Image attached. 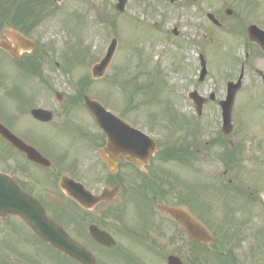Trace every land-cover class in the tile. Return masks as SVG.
I'll use <instances>...</instances> for the list:
<instances>
[{"label":"flooded vegetation","instance_id":"1","mask_svg":"<svg viewBox=\"0 0 264 264\" xmlns=\"http://www.w3.org/2000/svg\"><path fill=\"white\" fill-rule=\"evenodd\" d=\"M243 51L247 60L239 70L225 67L224 94H228L229 83L242 77L235 93L230 131H223L220 118L214 129H206L196 120L190 123L191 141L180 143L177 148L179 160L187 162L191 158L196 166L208 167L215 149H222L224 156V172L210 180L211 193L206 202L210 215L206 228L216 243L209 247L188 243V237L178 229L173 245L182 239L187 245L183 248L174 245L172 255L182 258L185 264H211L213 260L217 264H264V55L256 45L247 42L243 43ZM201 91L199 87L198 94L206 98ZM178 99L184 102L182 97ZM69 101L83 105L77 97ZM184 103L191 111V119H195L192 102ZM182 111L178 109L180 119ZM26 113L32 116L31 112ZM42 125L56 130L64 127L54 121ZM11 132L50 164L30 160L21 146L13 147L0 135V174L9 175L19 190L43 209L49 221L93 255L96 264H107L102 253L117 250L121 260H131L135 239L143 242L152 255L163 258L165 225L155 220V225L148 228L142 220H146L150 208L156 214L157 204L184 208L187 205L181 204L163 187L165 181L152 172L158 159L155 155L146 160L148 148L127 153L105 152L107 137L95 121L82 120L67 147H60L52 131L38 135L29 128ZM63 178L84 188L85 192L79 187L76 190L87 199L86 207L68 195L61 185ZM102 196L103 200L92 203ZM141 201L148 205L145 208L144 204V210ZM94 227L107 233L117 248L111 250L97 244L90 232ZM53 263L80 264L41 240L19 217L0 211V264Z\"/></svg>","mask_w":264,"mask_h":264},{"label":"rangeland","instance_id":"2","mask_svg":"<svg viewBox=\"0 0 264 264\" xmlns=\"http://www.w3.org/2000/svg\"><path fill=\"white\" fill-rule=\"evenodd\" d=\"M17 1L19 3L16 2L13 7L8 6L6 12L0 9V28L16 24L23 25L22 21L16 20V17L21 14L22 4L29 3V0ZM241 1L199 0L197 6H194L191 0H177L173 4L169 0H129L125 12L120 14L115 8L116 0H63L59 5H56L54 0H37L36 7L33 4H30V7L33 8L32 15H36L41 20L36 18L28 25H23L22 29L29 30L34 22L39 23L30 35L43 53L44 60L40 62L43 65L42 73L52 90L37 79H32L28 74H23L18 66L0 53V120L13 132L27 128L32 129L36 135L52 131L60 147H67L70 136L79 129L82 120L88 119L92 123V119L86 112L74 111L76 114L74 119L71 118L66 126L61 127V130H56L51 129V126L33 121L26 112L20 110L19 101L23 100L25 105H33V108L48 107L55 112L66 113L68 101L59 103L55 93L61 91L66 97H73L76 93V83L80 79L87 76L92 80V66L103 58L104 46L106 47L115 37L119 44L111 66L103 79L90 82L86 90L87 94L101 100L107 109L116 114H122L134 87L142 88L135 93L136 96H133V99H130L131 113L128 116L134 120L136 127L154 132L157 137L160 136L159 140L163 144H159V149L160 147L163 149L175 141L173 126L164 114L165 109L180 108L183 110L181 115L191 119L189 116L191 111L185 103L179 102L177 107L175 106L176 89L179 92L180 89L183 91L187 87L186 77L192 80L196 75L199 64L198 54H203L207 61V80L203 84L205 92L214 90L219 96L222 95L221 85L224 81L222 77L226 66L224 59L227 55L230 56L231 68L237 67L236 57L242 52L237 43L239 39L236 37L241 32L240 26L237 25L238 17H241L240 13L242 16L243 13L251 15L248 7L245 8V4H239ZM246 2L259 5L260 11L264 12V0H246ZM227 9L233 11L230 19L225 18ZM209 12L219 14L223 12V24L227 22L229 27L233 26L236 29L231 33L229 29L221 30L213 27L206 19V14ZM233 45L234 48L238 47L234 49ZM79 49L85 50L86 57L81 56L79 58L81 64H75L74 59ZM37 55L33 56V61ZM66 57L72 60L73 65L70 71L64 73V67L68 63ZM147 82L153 87L147 85ZM183 86L186 87L180 88ZM170 93H172L171 96ZM169 96L172 100H169ZM144 101L146 104L142 105ZM216 107L211 104L202 119L203 121L206 117L204 122L214 128H216L215 123L218 122V114L217 116L214 114ZM169 119L174 121L175 116L171 114ZM55 146L57 148H54L58 150L59 147L56 144ZM221 153L222 149H215L213 162H208V167L206 164H199L198 168L195 167L196 162L191 164L193 168L189 164L182 166L175 162L166 163L163 159H158L152 172L160 179L172 180L167 186L174 188L175 197L191 194L188 184L206 182L214 174L222 173V164L217 161ZM195 168L204 174H197ZM175 180H180V183H176ZM185 180L191 181L188 183ZM183 183L184 185H180ZM167 186L164 185L168 188ZM198 187L197 198L202 200L199 201V205L198 203L194 205L201 207V202L206 201L204 199L208 191L204 186ZM165 224L169 230L165 235V256L167 257L174 251L168 239L174 233L172 228H169L170 224L167 222ZM180 246H182L181 243L177 245V247ZM148 256L151 255L145 251L143 253L139 245L134 243L130 262L118 260L114 254L103 255L102 260L110 259L109 264H131V262L157 264V260L151 257L149 261Z\"/></svg>","mask_w":264,"mask_h":264},{"label":"water","instance_id":"3","mask_svg":"<svg viewBox=\"0 0 264 264\" xmlns=\"http://www.w3.org/2000/svg\"><path fill=\"white\" fill-rule=\"evenodd\" d=\"M125 5V1L121 2V5L119 6V10L123 11ZM211 20L215 24H217V21L214 20L212 16H210ZM2 39L0 41V48L7 53L10 54V56L15 59L19 60L21 57V54L23 52L30 53L35 49V44L31 41L27 40L24 36L19 34L16 31L13 30H6L2 36ZM249 40L251 42H255L260 45L262 50L264 51V46L261 44V41L255 36V33L252 31V28L249 29ZM113 53V52H112ZM112 55V54H111ZM111 55H109L101 65L94 67L93 69V77L100 78L104 75L109 63ZM232 102V101H231ZM85 103L89 110L93 113L95 116L97 122L101 126L102 129L105 130L108 139H109V148L110 149H118L123 151H129V146L125 143L123 139H121V136H127V135H133L134 137H139L140 135L137 134L133 129H131L127 124L116 118L115 116L105 112L103 107L95 102L92 101L89 98L85 99ZM229 106H231L229 104ZM34 116L42 121H49L50 116H39V114H35L33 112ZM37 115V116H36ZM121 130H127L128 133H122ZM0 133L6 137L7 140H9L13 145H18L16 139L5 129L0 125ZM149 142V143H147ZM145 145H149L150 152L153 154L156 150L155 143L153 141L146 140ZM25 152L28 154L29 158L33 161L37 162H45L41 157H38V155L31 149H25ZM5 190H2V197L0 200V210L4 212L5 214H18L21 217L25 218L29 222H31L28 219L29 215L31 218L33 216V213L25 210L23 208V205H19V201L23 200V198L20 193L15 189L13 186L12 181H9L7 177H5ZM79 202L82 200L79 199V196H74ZM24 202H28L23 201ZM82 203V202H81ZM27 207L33 209V206L29 203L26 204ZM165 213L171 214L177 222L180 224V226L187 231L191 237L195 240L204 242V239L200 236L204 235V232L200 228L196 222L192 221L183 211L176 210V209H168V208H161ZM32 227L36 230V232L48 243L53 245L56 249L62 251L63 253H66L70 255L71 257L75 258L76 260H79L85 264H93V260L87 253L76 243H74L71 239H69L65 234H63L56 226H42L41 224H33ZM97 233L93 232L94 238L101 244L109 246V247H115V242L105 233L95 231ZM208 240V238H207ZM175 260V259H174ZM171 264H177L175 261H171Z\"/></svg>","mask_w":264,"mask_h":264},{"label":"trees","instance_id":"4","mask_svg":"<svg viewBox=\"0 0 264 264\" xmlns=\"http://www.w3.org/2000/svg\"><path fill=\"white\" fill-rule=\"evenodd\" d=\"M25 19H26V21H23V25H28L29 24V21H30V19H31V16L30 15H25ZM23 25H21V24H16V25H14V27L15 28H21V30L22 31H25V32H27L28 30L25 28V29H22L23 28Z\"/></svg>","mask_w":264,"mask_h":264}]
</instances>
